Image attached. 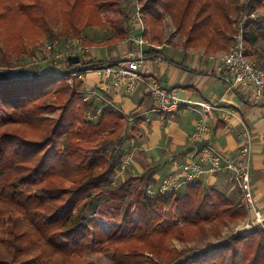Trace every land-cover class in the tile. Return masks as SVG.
I'll list each match as a JSON object with an SVG mask.
<instances>
[{
	"label": "trees",
	"instance_id": "1",
	"mask_svg": "<svg viewBox=\"0 0 264 264\" xmlns=\"http://www.w3.org/2000/svg\"><path fill=\"white\" fill-rule=\"evenodd\" d=\"M6 2L8 5L0 0V20L10 14L9 20L21 32L19 40L45 35L51 52L55 43L62 48L74 39L82 40L81 32L86 26L113 30L112 37L89 41L88 46L95 47L121 43L131 30L132 6L128 0ZM141 3L145 25L155 32L153 40L157 45L164 41L165 16L169 17L176 33H180L189 17L200 22L203 30L216 32L220 15L230 36L231 24L237 22L236 14L250 15L264 9V0H245L244 3L146 0ZM10 7L13 12L8 14L6 10ZM224 9L230 12L229 16L222 14ZM108 13L112 17L107 19ZM114 13L119 14L117 19ZM48 21L59 23L62 30L59 35L47 25ZM194 30V27L189 29L185 47L193 40L201 42L199 35L192 39ZM67 31L81 37L71 41L59 39ZM244 32L246 48L254 45L259 38L258 30L252 29L248 22ZM205 37L200 44L208 47L210 38ZM82 42L86 45L85 40ZM3 48L11 52L17 50L16 45ZM152 52L156 51L150 49L149 53ZM2 53L0 46L3 59L7 52L1 56ZM149 53L145 51V56ZM246 56L251 60L254 54L247 51ZM111 62L92 58L79 67L70 59L62 67L51 64L50 68L30 71V77L23 80L12 79L0 71V108L18 110L23 107V138L11 133L0 135L11 139L14 149V159L8 162L2 155L3 148L0 149V264H89L85 255L96 247L102 254L112 252V264H146L136 257L143 253L152 256L154 264H264V231L260 228L185 254L170 252L167 248L171 240L194 242L208 224L225 225L245 216L240 192L235 197L227 196L203 187L197 180L181 191L149 198L146 188L150 183V170L113 184L125 134L128 131L136 134L137 126L129 129L127 116L110 106H103L100 116L88 120L86 116L93 104L84 100L82 81L79 80L76 87L65 82L69 74ZM255 64L264 69V63ZM17 85L23 87L15 88ZM50 97L62 106L55 121L43 120L37 115L40 108L35 106ZM13 123L19 124V121H10L8 116L0 118V128ZM6 172L7 177L3 176ZM134 183L139 187L134 188ZM98 218L109 222L119 219L120 223L106 232L98 224Z\"/></svg>",
	"mask_w": 264,
	"mask_h": 264
},
{
	"label": "crops",
	"instance_id": "2",
	"mask_svg": "<svg viewBox=\"0 0 264 264\" xmlns=\"http://www.w3.org/2000/svg\"><path fill=\"white\" fill-rule=\"evenodd\" d=\"M262 36L264 37V33ZM125 40L126 38L119 45L116 44L117 46H91L89 58L112 62L118 60L129 48L128 44L127 48L124 47ZM150 49L156 52L149 53ZM228 49L229 47L218 50L209 46L173 48L151 43L145 49L149 54L140 70L161 86L174 89L180 99L210 103L221 101L248 122L255 137L251 170L253 201L256 208L264 213V97L260 101H250L249 89L243 86L229 88L228 77L217 69V59L226 54L224 52ZM247 49L253 52V58L257 62L264 60L263 56L260 58L258 55L257 43ZM80 80L85 93L84 100L92 103L93 109L113 107L127 116L129 129L137 126V136L133 139L135 142L131 143L129 152H120L121 156L131 153V160L125 169L120 163L114 174L115 181H123L125 176L139 177L150 170L149 185L156 186L171 170L172 161H185L197 156L198 143L189 141L198 119V115L192 110L183 108L173 113H163L157 109L156 102L141 89L132 95H126L121 90L100 89V80L94 74H83ZM210 129L211 144L227 155L234 156L239 147V128L225 127L214 119L210 123ZM134 143L142 146L135 147ZM199 180L207 189H216L227 196L235 197L232 192L236 188L226 172L204 175ZM239 198L241 200V196ZM251 216L248 211V218Z\"/></svg>",
	"mask_w": 264,
	"mask_h": 264
},
{
	"label": "built area",
	"instance_id": "3",
	"mask_svg": "<svg viewBox=\"0 0 264 264\" xmlns=\"http://www.w3.org/2000/svg\"><path fill=\"white\" fill-rule=\"evenodd\" d=\"M142 0H133L130 14V33L125 40L129 45L124 56L101 67L79 72V78L84 74H94L99 80V88L123 91L126 95L134 94L138 89L148 94L157 104V109L163 113H173L180 109H190L198 115L195 130L189 136V141L198 143L197 156L185 161H172L171 170L156 186L149 185L146 194L149 198L170 191H181L187 184L199 180L204 175H214L226 172L231 183L242 197V201L251 213L247 226L261 227L264 231V213L259 211L253 201L251 187L252 148L254 145V131L243 118L232 108L226 107L221 101H193L180 99L176 91L158 84L153 78L140 70L146 62L145 49L148 47L144 39V25L142 20ZM264 17V14L263 16ZM251 19H243L236 29L233 46L226 54L217 59L218 71L228 77L229 88L243 86L249 89V100L260 101L264 97V69L257 66L247 56L244 39V27ZM248 20V21H247ZM54 52L47 47L48 60L66 62L74 57L79 58V67L90 53V47L83 44L81 39H74L60 48L53 44ZM85 55V57H84ZM84 57V58H83ZM74 64V63H73ZM76 73H74L75 75ZM102 113V107L92 109L86 116L88 120H95ZM214 119L223 123L225 127L237 126L239 147L234 156H229L210 142V123ZM131 160V153L120 157L121 167L125 169Z\"/></svg>",
	"mask_w": 264,
	"mask_h": 264
},
{
	"label": "rangeland",
	"instance_id": "4",
	"mask_svg": "<svg viewBox=\"0 0 264 264\" xmlns=\"http://www.w3.org/2000/svg\"><path fill=\"white\" fill-rule=\"evenodd\" d=\"M15 1H17V0H15ZM131 1L132 0H128V4H130ZM145 1L146 0H142V2H145ZM236 1H238L239 3H244L245 0H236ZM4 3H5V5H8L6 0H4ZM200 5H201V3L198 2L197 7H199ZM197 7L194 6V9H196ZM6 12H8V14H9V12L12 13L13 12L12 7H10V9L6 10ZM109 14H111V13H108L106 15L107 19H108V17H112ZM222 14H224V16L225 15L229 16L230 12L228 10L224 9ZM263 14H264V9H262V8L257 10V11H254L250 15H248V14L246 15L244 12L240 13L238 15L236 14L235 17H236L237 22L235 25L233 23L231 24L232 32H231L230 36L229 35L227 36V33H229V32L227 31L225 24L223 22H221L222 18L220 15L217 16V17H219V18H217V19H219L218 22H217V19L213 18V16H212V20H214V21L216 20V22L219 25L218 30H216V32L213 31V29H210L209 31H207V28H206V30H203V26H202V24L200 25V22H198V23H197V21L194 22V20L191 17H189L183 26L184 28H182L180 33H176L175 28L171 24L169 17L165 16L164 17V27H163L164 28L163 44L172 46L173 48H177V47L178 48H188V47H185L184 40L186 39V36L188 35L189 29L191 27H194L195 30L192 33V39L195 38L197 35H199L201 42L193 40L191 42V44L189 45V48H195V46H197V45H199L200 47H205L204 45H201L200 43H203L202 37L206 36L205 37L206 39L210 38L209 41L211 42V44H209V47H211V48L215 47L218 50H221V49L225 50L226 47H229V49L224 52V53H226V52H229L231 47L233 46L234 35L236 33V29H238L239 23L243 19H247V17L250 16L251 19L249 21L248 20L247 21L250 22L252 29L258 30L259 38L256 42L257 48H258V50H257L258 55H260V58H262V56L264 58V55H263V53H264V37L262 36V34L264 33V17H262ZM118 15H119L118 13H114V17L116 19L118 18ZM9 19H10V14L8 15V17L4 16V18H2L0 20V30H1L0 46H1L2 52H3L1 56L4 55V52H7L5 54L6 56H4L3 59L0 58V66L3 67V68H0V71L5 72L8 76H11L12 79L23 80V77H30V71L46 68V66H47V68H50L51 64L55 67H62L64 65V62H60V61H56V62L52 61V60L47 61L49 53L47 52V46L46 45H48L49 42H47L48 38L45 35L40 36L39 38H33V39L27 38L24 40L23 39L19 40L18 34H20L21 32L18 31V27L14 25L13 21H11ZM142 20H143V25H144V29H145L144 30V36L145 35L149 36L147 39L144 37L145 41L147 42V44H151V43L157 44V42L155 40H153V36H155L156 34L153 31V29H150L148 26L145 25V19H144L143 15H142ZM47 25L51 26L50 28H52V30L55 32L56 35H59L60 32L62 31L59 23H56L54 21H51V22L48 21ZM106 26L109 27V23H107ZM102 29L97 28L95 26H92L90 28L88 26L84 27L83 31L81 32L82 33L81 36H82V40H85V44L87 47H91V46H88L89 41L104 40V39H107L108 37L113 36V30H111L110 28L106 29V30H102ZM200 31H201V33H200ZM212 31H213V33H212ZM209 34H212V36ZM78 35H76V33L72 32V31H67L65 36H61V38H59V39H61V40L64 39L65 41H71L76 37H81L80 35L79 36ZM22 37H23V34H22ZM167 40H169L170 42H168ZM163 44H161V45H163ZM7 45H8V47L16 45L17 50L15 52H11L9 49L5 50L3 47H5ZM116 46H114L113 49H115ZM199 46L196 48H199ZM109 47H111V46H109ZM124 47L127 48L128 45L126 44V46H124ZM247 51H248V49H247ZM180 55H181V53H179L178 56H180ZM84 57H85V55H84ZM85 58L86 59L84 60V62L92 59V58H89V55H88V57L86 56ZM251 60L254 63L257 62L254 58H251ZM260 61H261V63H264V60L260 59ZM78 76H79V72H76L75 75L69 74L67 77V80L65 82L67 84H69L71 87H76L78 85V81L80 80V78ZM17 87L22 88L23 86H19V85L15 86V88H17ZM35 106L40 108L37 115L39 117H42L43 120L55 121L58 119L59 115L61 114L60 109L62 106L60 107L57 104V102L51 97L48 98L47 100H45L44 102H39L38 104H35ZM2 116H8V118H10V121H14V122L19 121V124L13 123V124H10L9 126H2L0 128V135H2L3 133H11V134L18 135V136L23 138V107L21 109H18V110H6V109L0 108V118ZM35 125L36 124L34 123L33 126H35ZM37 127H34V128H37ZM34 130L36 131L37 129H34ZM125 135H126V138H125L124 144L119 149V152H129L131 145H132L131 143L134 141L133 139L136 138V136H137V134H134L132 131H128ZM11 144H12L11 139H6V138L0 136V149L3 148L2 150H4V152H2V155L6 159V162L10 161L11 159H14V155H13L14 149L12 148ZM134 146L135 147L136 146H142V144H140V143L135 144L134 143ZM107 150L110 151L111 148L108 147ZM7 174H8V172L4 173L3 176L6 175V177H7ZM129 177L130 176H125L124 179L129 178ZM120 181H121V179L115 181L114 176H113V184L114 185L118 184ZM138 185H139L138 183H134L133 186H134V188H138L139 187ZM238 192L239 191H237V189H235L234 192H232V193L237 194ZM238 195L240 197L241 193H239ZM241 200H242V197H241ZM242 203L244 204L245 210H246L245 216H240L239 218H237L235 220L228 221L225 225H222V224L216 225L215 223L208 224V225L204 226L205 229L201 232V235L194 242L185 243V242H179L178 240H171L167 244V248L169 250H171L170 252L175 251V252H180L181 254H185V252H187L189 250L192 251V250L202 249L209 244H215L221 240H228L233 235H236V234H246L254 228L262 229L261 227L247 226L248 209H247V206L245 205V203L243 201H242ZM124 213H125V209L123 208L122 214H124ZM118 223H120L119 219L109 222L103 218H98V224L106 232H109ZM136 257L140 261H142L146 264H148V263L154 264V258L152 256L148 255L147 253L137 254ZM85 260L89 264H112V252L102 254L99 252V248L96 247L91 252H89L85 255Z\"/></svg>",
	"mask_w": 264,
	"mask_h": 264
},
{
	"label": "water",
	"instance_id": "5",
	"mask_svg": "<svg viewBox=\"0 0 264 264\" xmlns=\"http://www.w3.org/2000/svg\"><path fill=\"white\" fill-rule=\"evenodd\" d=\"M72 62H73L74 64L79 63V58H78L77 56L74 57V58L72 59Z\"/></svg>",
	"mask_w": 264,
	"mask_h": 264
},
{
	"label": "bare ground",
	"instance_id": "6",
	"mask_svg": "<svg viewBox=\"0 0 264 264\" xmlns=\"http://www.w3.org/2000/svg\"><path fill=\"white\" fill-rule=\"evenodd\" d=\"M133 0L131 1V6H132Z\"/></svg>",
	"mask_w": 264,
	"mask_h": 264
}]
</instances>
